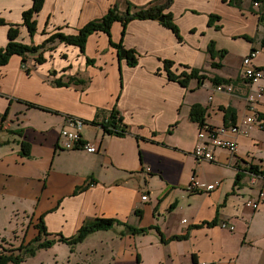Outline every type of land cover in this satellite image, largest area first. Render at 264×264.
I'll return each instance as SVG.
<instances>
[{"label":"crops","instance_id":"1","mask_svg":"<svg viewBox=\"0 0 264 264\" xmlns=\"http://www.w3.org/2000/svg\"><path fill=\"white\" fill-rule=\"evenodd\" d=\"M125 1L45 0L32 35L22 14L33 0H0V19L6 21L0 24V46L8 43L11 24L20 26L18 40L39 45L56 31L76 34L115 3L124 10ZM128 1L141 7L154 0ZM259 6L254 0L240 5L173 0L169 10L182 40L158 19L130 20L123 35V24L115 21L111 38L134 51V66L100 31L89 36L85 53L57 43L45 51L42 63L29 56L30 70L22 67L19 54L0 65V252L4 243L11 249L34 239L40 217L48 232L66 237L93 217H110L141 228L159 226L165 236L188 235L162 242L155 228L121 234L125 225L117 224L88 234L73 251L55 243L48 248L55 264H264V206L246 204L264 190V174L251 171L252 166L264 169V129L245 122L252 113L247 98L264 87V76L254 84L242 76L243 58L253 49L260 51L256 65L264 67ZM212 14L220 19L210 25ZM212 41L217 50H227L222 59L209 55ZM167 59L175 62L176 74L197 68L208 78L184 86L169 79L163 68ZM214 61L223 65L213 67ZM71 76L85 83H55ZM215 76L231 79L222 85L232 89L218 90ZM194 104L206 107L207 124L236 139L237 152L216 148L213 161L197 159L200 124L190 119ZM115 108L117 129L126 130L122 134L105 128H111ZM256 108L260 118L264 97ZM69 116L84 121L82 133L96 152L61 146L60 131ZM233 125L239 131H231ZM23 141L30 145L29 156L22 154ZM193 174L204 185L219 180L220 186L190 191Z\"/></svg>","mask_w":264,"mask_h":264},{"label":"trees","instance_id":"2","mask_svg":"<svg viewBox=\"0 0 264 264\" xmlns=\"http://www.w3.org/2000/svg\"><path fill=\"white\" fill-rule=\"evenodd\" d=\"M230 3H234L237 5H240V0H226ZM173 0H154L152 2H149V4H146L144 6H136L132 4L131 1H125V9L121 10L119 6L115 3L112 5L108 12L97 19L89 21L86 25H83L79 31L76 34H69L64 33L61 31H56L51 33L42 44H26L23 43V41L18 40L19 33H20V26L19 25H10V29H8V43L4 46H0V65H3L5 63H8L10 58L14 54H19L22 56V64L27 63L26 60L29 56H35L36 62L42 63L46 61V57L44 55L46 50L52 49L54 46H56L57 43H67L69 45H76L79 46L80 50L85 53V48L87 47V41L89 36L97 31L105 32L108 35H110L112 25L115 21H120L123 26L124 30L122 32V35L124 32H126V26L128 22L134 19H159L161 16L163 17V21L161 20L162 24L170 29H172L179 40H182V33L178 26V24L174 21L173 13L169 10L171 3ZM254 2H260V22L264 23V0H254ZM45 0H33V3L31 7L27 10H25L22 14L23 18V24L28 27V31L33 35L36 30H38L37 26V20L35 19V14L38 12L40 13L43 9ZM220 19L219 15L212 14L209 19V24L212 25L215 20ZM6 23L4 19H0V24ZM246 39H252L249 37V35L243 36ZM111 45L115 47L118 51H120L122 48H125L122 42L115 43L111 40ZM263 45H264V38H263ZM127 56L126 58L129 60V64L131 66H134L138 62L137 55H135L134 51L131 49H126ZM208 53L209 55L214 59L217 56L222 59L225 54L227 53V50H217L215 46V42L212 41L209 43L208 46ZM218 54V55H217ZM94 60L91 58H88V63L93 62ZM175 65V62L173 60H165L163 64L164 70H166L169 79L176 80L180 84L187 86L188 82L192 79H199L203 80L205 78H208L206 75L202 74V69L197 68H190L189 71H182L180 74H176L175 71H173L172 67ZM213 67H220L223 64L221 62L214 61L212 62ZM187 67V66H186ZM264 70V67H260ZM53 73L55 71L52 70ZM231 79H225L221 76H215L213 78V82L215 84L220 83H226L230 82ZM58 85H69L72 83L79 84V83H85L83 79L77 78L76 76H71L67 79V81H62L61 79H57L55 81ZM206 112L207 109L201 104H194L190 111V119L192 121L198 122L200 124V127L206 122ZM229 112V110H227ZM117 110L116 108L111 111V119L113 124L111 125V128L108 125H105V128L109 130L110 132H116L118 134H122L126 132L124 128L118 130L117 125L119 122L116 120ZM231 116H233L231 114ZM260 118H264V114H260ZM22 147V154L24 156H29L31 153L30 151V145L27 142L21 143ZM251 171L258 172L260 174H264V169L259 170L255 168L254 166L251 167ZM242 174H237L236 176V185L239 184V181L241 180ZM92 184L91 182H88L86 185H83L82 187H78L77 191H84ZM138 211V210H137ZM139 212V211H138ZM141 214V212H140ZM214 222H205V224H213ZM121 224L125 225L126 230H123L121 234L124 232L131 233V234H145L150 231V229L155 228L160 234L162 242H168L173 240H180L187 237L186 234L181 235H173V236H165L163 231L159 226L151 225L148 227H137L130 224H127L126 222H123L119 219L110 218V217H93L89 220H87L82 227L76 232L74 235L70 237L64 236L62 233H50L48 232V228L46 226V223L43 219V217L39 218V221L36 224V227L38 228V234L36 237L32 240H30L28 243L22 242L21 245L18 247L12 248V249H3L0 253V264H8L9 262H13L14 264H19L21 261H24L27 257L35 256L37 251L42 248H50L57 242H63L65 244H68L70 246L71 251L74 250V248L77 246V244L82 243L85 238L88 236V234L92 232H97L99 230H107L114 228L115 225ZM17 250L18 253L15 251Z\"/></svg>","mask_w":264,"mask_h":264},{"label":"built area","instance_id":"3","mask_svg":"<svg viewBox=\"0 0 264 264\" xmlns=\"http://www.w3.org/2000/svg\"><path fill=\"white\" fill-rule=\"evenodd\" d=\"M254 3L255 6L261 5L260 2ZM259 52V50L253 49L243 58L242 76L251 84L258 82L264 76V70L257 66L255 62V58L257 57ZM22 67L25 70H30L31 68L27 63L22 64ZM216 87L218 90H223L225 88H227L228 90L232 89L231 85H222V83L217 84ZM263 97L264 87H260L255 90L254 93H250L247 100L249 109L252 111V113L248 115L245 120L246 123L256 124L261 129H264V119L259 118V116L256 115V105L257 102ZM83 124L84 121L80 118L74 116H69L67 118V123L61 128L59 139L61 141V146L64 149L72 150L81 148L87 150L88 152L97 151V147L94 143L85 140V137L82 133ZM230 130L233 132H237L239 131V127L233 125ZM224 133H226L225 128L210 125L206 122L201 127H199V141L197 142L196 147L194 148V155L197 157V159L213 161L216 158V148L227 149L231 152H237L239 143L236 141V139L225 136ZM218 186H220L219 180L204 185L198 179V177L193 174L190 178L188 190H204V192H210L216 189ZM148 198L149 196L147 194H144L142 196L143 200H148ZM246 204L252 209H257L261 206H264V190H260L257 199H248ZM221 226L225 228H230L231 230L235 229L233 225H228L227 222H222Z\"/></svg>","mask_w":264,"mask_h":264},{"label":"rangeland","instance_id":"4","mask_svg":"<svg viewBox=\"0 0 264 264\" xmlns=\"http://www.w3.org/2000/svg\"><path fill=\"white\" fill-rule=\"evenodd\" d=\"M111 32H112V28H111ZM111 32H110V35H109L110 36V41L111 40L114 41L111 38ZM195 147H196V145H195ZM2 247H3V249H5V248L8 249L9 245L4 243V244H2ZM15 251L18 253L17 250H15ZM54 254H55L54 252H50L48 250V248H45V249H42V250L38 251V253H36V255H35L36 257L35 256H33V257L30 256V258L27 257L24 261H21L19 264H55V262L57 260L55 259ZM8 264H14V263L13 262H9Z\"/></svg>","mask_w":264,"mask_h":264},{"label":"water","instance_id":"5","mask_svg":"<svg viewBox=\"0 0 264 264\" xmlns=\"http://www.w3.org/2000/svg\"><path fill=\"white\" fill-rule=\"evenodd\" d=\"M158 20H162L163 21V17L161 16ZM119 56L121 57H126L127 56V51L125 48H122L120 51H119Z\"/></svg>","mask_w":264,"mask_h":264}]
</instances>
